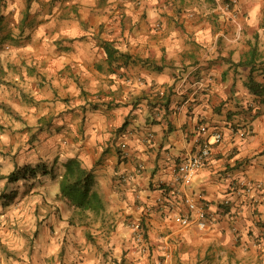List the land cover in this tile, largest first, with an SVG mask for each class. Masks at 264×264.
Instances as JSON below:
<instances>
[{
  "label": "crops",
  "instance_id": "0c3cea01",
  "mask_svg": "<svg viewBox=\"0 0 264 264\" xmlns=\"http://www.w3.org/2000/svg\"><path fill=\"white\" fill-rule=\"evenodd\" d=\"M231 1L8 3V14L14 11L19 21L14 32L25 44L11 63L0 52V87L13 85L3 68L16 63L35 91L29 101L45 109L36 119L45 128L37 165L62 169L80 160L93 170L107 203V224L92 230L93 242L68 216L64 232L56 222L64 204L56 200L58 181L53 194L43 193L50 205L40 203L39 211L53 216L40 240L47 249L55 245L56 264L67 248L74 250L80 230L92 255L81 253L75 264H264V96L249 89L251 78L264 87V0H235L224 14ZM2 28L0 40L16 38L8 20ZM189 73L206 88L179 92ZM215 133L221 142L215 143ZM204 142L211 144L210 157L183 187L175 169ZM1 183L0 197L15 200L14 212L37 211L17 201L10 187L18 183ZM185 197L206 206L214 221L206 231ZM185 217L191 224H181ZM132 220L144 225L142 242L133 237ZM26 237L32 246L33 237ZM8 244L0 238L3 264H25Z\"/></svg>",
  "mask_w": 264,
  "mask_h": 264
},
{
  "label": "rangeland",
  "instance_id": "374dc122",
  "mask_svg": "<svg viewBox=\"0 0 264 264\" xmlns=\"http://www.w3.org/2000/svg\"><path fill=\"white\" fill-rule=\"evenodd\" d=\"M10 1L16 5H20V3L22 4L24 2L23 0H0V13L2 14L4 12V16L1 18L5 19L1 26L4 28V25L8 20V31L10 30L14 33V35H16V38L8 36L7 38L0 40V52H4V54L7 55L6 59H8L11 63L14 61L12 58L15 57V55H19L23 52L25 41L23 38H19V36H17V32H14L15 29H18L17 26L19 21H17V15L14 11H11L8 14L7 7L9 6L8 3ZM6 59L4 60V63L7 62ZM11 65H14L15 67L12 69L9 66H5L6 70L3 68V72L4 76L6 75V79L8 78L12 82H10L11 84L17 85V89L15 90L13 85L10 87L7 85L1 86L0 102L17 111L22 120L10 116L0 107V125L4 127V130H0V136L6 137L5 140H0L1 175H8L14 170L15 166H24L27 165V162L31 163L35 161L32 164L37 165L36 161H40V153L42 151L40 148L43 146L41 145L39 135L35 139L31 138V133L28 129L38 127V124H36L37 116L45 109L39 105H32L29 100H32V96L35 95V91H33L32 88H30L29 83L24 80L22 75L24 71H20V69L16 66V63ZM36 88L41 87L37 86ZM23 92L27 95V99L23 96ZM50 123H53V121L46 122L47 125ZM27 124H30L32 127H29ZM40 180L41 179L32 181L29 186L24 185L23 182H18V184H16L17 186H13L12 189L10 187V190L14 191L13 193H19L17 201L21 199L26 200L27 203L25 202L22 204V207L28 203H30V205H37L38 207L35 213L25 212L21 207L19 208L20 212H14L13 207L17 204L15 200H9V202H12L9 206L0 204V238L8 241V251L14 253L13 258L18 257L25 264H56V256H54L56 250L55 245H50L47 249V245L41 244L40 240L45 224L48 222L47 220L51 219L53 215H50L49 212L40 213L39 211L40 203H42V205H50L48 201L43 200L41 197H43V193L47 196L53 194L52 188L54 187L53 184L55 182L46 178H42V180ZM3 185L4 183L0 184V189L3 188ZM62 206L63 209L60 211L61 214L59 213L60 217H56V222H62L61 225L64 232L66 225L64 217H70L71 210L65 204H62ZM106 219V216L105 219L104 216L101 219H95L92 224L93 228H90L91 230L88 228V231L91 233L93 238L97 237V235L92 230L95 231L97 227H103L104 220L107 222ZM3 221L4 225L2 227ZM131 223L140 224V222L136 220H132ZM131 223H128V226H130ZM35 231L37 232L36 234ZM83 234L84 233L81 230L75 233L74 237L77 242L73 246L74 250L72 251L69 248L66 249L67 251L62 259V264H75L78 261L79 255L85 251H88V253L92 255L89 249V244L85 242ZM27 235L33 237L32 246H30L28 241L25 239L27 238ZM67 241L68 237L66 234L63 238V243H66ZM76 250H78V254L75 253ZM5 260L6 259L0 257V264H3ZM14 261H16V259H14Z\"/></svg>",
  "mask_w": 264,
  "mask_h": 264
},
{
  "label": "trees",
  "instance_id": "16d2710c",
  "mask_svg": "<svg viewBox=\"0 0 264 264\" xmlns=\"http://www.w3.org/2000/svg\"><path fill=\"white\" fill-rule=\"evenodd\" d=\"M31 1L33 0H28V3ZM249 81V89L251 92L264 96V87L256 84L253 78ZM2 85H6V82L4 81ZM23 96L27 99L25 92H23ZM0 107L10 116L21 119L19 113L8 105L0 102ZM93 109H97V107H93ZM43 123L44 121L41 119L38 122L37 128L28 129L31 133V138L35 139L45 130L42 126ZM0 130H4L2 125H0ZM42 178L50 179L54 182L58 181L59 189L56 200L63 202L71 210L72 214L69 217L70 225L90 229L93 228L92 224L95 219H101L103 216L105 219V216H107L106 202L103 199L100 187L96 183L93 170L85 168L82 162L76 158L64 163L62 169L57 164L48 166L45 163L40 165L27 164L24 166H15L14 170L8 175L0 174V183L3 181H6L8 184L23 182L24 185L29 186L32 181L42 180ZM8 197L9 195L3 194L0 197V203L4 206L8 205L9 201L6 199ZM103 224L106 225L107 222L104 220ZM140 227L144 228V225L140 223ZM87 234L88 238L93 241L90 232H87Z\"/></svg>",
  "mask_w": 264,
  "mask_h": 264
},
{
  "label": "built area",
  "instance_id": "2783aa9c",
  "mask_svg": "<svg viewBox=\"0 0 264 264\" xmlns=\"http://www.w3.org/2000/svg\"><path fill=\"white\" fill-rule=\"evenodd\" d=\"M236 3L235 0H232L231 2L225 4L222 8L221 11H223L224 14H229L233 5ZM191 73L186 74V76L182 79V84L179 86V92H184L186 91L187 86H193L196 87L197 89H204L206 86L204 85L205 83L203 81H196L195 83L191 82ZM202 133H206L207 129L206 127H202L201 129ZM223 139L222 134L220 133H215L214 134V140L215 143L221 142ZM126 145H123L122 148L123 150L126 149ZM126 154V152H125ZM211 154V144L209 142H204L202 147L198 152H196L194 155H192L187 161L181 163L178 165L175 169V173L177 175V182L181 184L183 187H189L191 183L193 182L196 173L202 169L206 161L209 159ZM143 171V167H139L137 169L136 174H140ZM132 176L126 177L124 180H129L131 179ZM243 186L247 189H251V185L249 183H244ZM185 205L187 208L195 214L196 216V224L198 228L201 231H206L211 225H213L214 221L211 219V215L209 214L206 206H201L197 203V201L191 197H185ZM182 225L186 226L191 224V219L188 217L182 218L179 220ZM130 230L133 233V237L137 242H142L143 241V233L142 229L140 227V224L136 223H131L130 225Z\"/></svg>",
  "mask_w": 264,
  "mask_h": 264
},
{
  "label": "clouds",
  "instance_id": "9594fccd",
  "mask_svg": "<svg viewBox=\"0 0 264 264\" xmlns=\"http://www.w3.org/2000/svg\"><path fill=\"white\" fill-rule=\"evenodd\" d=\"M6 137L0 136V140H5Z\"/></svg>",
  "mask_w": 264,
  "mask_h": 264
}]
</instances>
